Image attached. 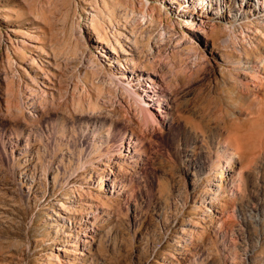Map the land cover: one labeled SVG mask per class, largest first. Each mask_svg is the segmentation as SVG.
Wrapping results in <instances>:
<instances>
[{
  "label": "rangeland",
  "instance_id": "rangeland-1",
  "mask_svg": "<svg viewBox=\"0 0 264 264\" xmlns=\"http://www.w3.org/2000/svg\"><path fill=\"white\" fill-rule=\"evenodd\" d=\"M224 1L0 0V264H264V34Z\"/></svg>",
  "mask_w": 264,
  "mask_h": 264
},
{
  "label": "bare ground",
  "instance_id": "bare-ground-1",
  "mask_svg": "<svg viewBox=\"0 0 264 264\" xmlns=\"http://www.w3.org/2000/svg\"><path fill=\"white\" fill-rule=\"evenodd\" d=\"M222 7L224 12H228L227 17L230 28H235L237 26H247L246 30L243 31L242 34L244 32L252 33L254 31H256L257 34L258 33L264 34V0H228L223 2ZM191 29L193 28L191 27ZM262 39L263 40L261 41L260 46L264 45V37ZM232 40H233L232 35H229V37L224 39L222 42L224 46H230ZM130 51L134 52V50L132 49H130ZM242 57L243 56H240V58L231 61V63L233 64V71L236 76L237 83L240 85L239 87L242 88V86L244 87L251 86L253 89L260 91L264 85V57L262 61H258V60L256 61L254 59L247 57V55L244 56L243 58ZM149 82L152 83L153 85H158V83L153 82V80L152 82L151 80ZM230 85L231 84H229V86ZM144 91L146 93V96L149 98L148 101L157 104L159 107L161 105L167 106L164 107L165 109L162 111L163 115L161 116L163 121H165L164 123H168L167 120L170 118L172 105H173L172 97H170L169 93L164 89L161 91H157L156 88L151 86H146ZM145 106L148 107L147 105ZM129 142H130L129 144H137L134 141H129ZM223 150L227 152V148L225 145H223ZM211 152H212V148H211ZM201 153L203 158L202 161L200 162V165L197 167L198 172H201L203 174L205 173L210 174L215 170L216 167L217 168L222 167V163H224L225 165L230 167L229 172L231 173L230 174L231 187L233 188V186H235L237 183L240 184L242 174L239 173L240 171L239 172H237V170L235 171L234 167H231L234 161L233 156H228L225 154L222 156L224 160L219 159L216 161L210 155V151L207 150V147L201 148Z\"/></svg>",
  "mask_w": 264,
  "mask_h": 264
}]
</instances>
